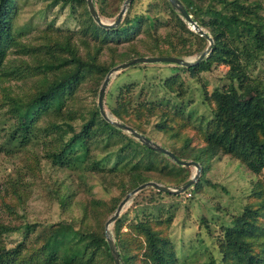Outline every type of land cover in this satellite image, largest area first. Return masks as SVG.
Returning a JSON list of instances; mask_svg holds the SVG:
<instances>
[{
	"label": "rangeland",
	"instance_id": "rangeland-1",
	"mask_svg": "<svg viewBox=\"0 0 264 264\" xmlns=\"http://www.w3.org/2000/svg\"><path fill=\"white\" fill-rule=\"evenodd\" d=\"M92 1L99 19L109 24L124 0ZM192 1L208 25L212 18L205 15L207 6L226 11L234 0ZM235 1L251 9L264 30V0ZM93 24L85 0H11L12 38L0 66V250L15 252L0 264H113L104 246L87 242H80L78 248L71 244L73 249L68 251L59 247L54 260L48 261L46 244L60 226L104 235L105 221L133 188L132 174L170 189L181 187L194 174V167L179 166L164 155L146 151L129 134L103 126L98 117L80 146L59 160L54 158L97 110L105 74L91 70L83 71L62 97L59 109L46 108L36 116L25 139L18 138L16 116L8 112L5 99L26 102L70 71L72 67L63 63L69 57L66 45L81 60L94 59L106 69L136 57L193 62L208 45L169 9L166 0H132L119 23L123 35L118 40L97 31ZM215 25L222 30L223 45L232 52L231 65L244 74L242 90L248 86L264 94V51L245 31L235 33ZM199 28L212 39L209 26ZM228 70V65L216 62L206 71L171 63L136 64L110 76L103 111L163 149L187 158L205 145V135L213 129L211 93L214 89L227 92ZM253 97L248 92L240 102ZM206 158L203 172L183 193L164 194L147 187L124 204L116 219L117 234L116 220L107 229L127 257L125 264H151L139 224L161 240L164 257L171 264H225L224 233L244 213L257 211L250 222L264 227V162L254 171L246 164L248 159L237 153L218 151ZM248 242L258 253L261 241Z\"/></svg>",
	"mask_w": 264,
	"mask_h": 264
},
{
	"label": "trees",
	"instance_id": "trees-1",
	"mask_svg": "<svg viewBox=\"0 0 264 264\" xmlns=\"http://www.w3.org/2000/svg\"><path fill=\"white\" fill-rule=\"evenodd\" d=\"M178 1L198 27L209 26L212 34V47L210 53L198 64L189 67L188 70L199 69L201 71H206L213 62L226 64L229 66L228 73L226 74V79L229 81V84L227 92H220L214 89L211 93V99L215 103L213 120L211 122L213 129L205 135V145L200 149L192 151L187 158L186 156H181V154L174 150L172 154L179 160H192V162L200 166L203 172V164L207 159L206 156H211L218 151L229 154L237 153L244 157L245 160L248 159V163L246 164L251 170L256 171L264 162V94L248 86L242 90V84L245 79L244 74L238 68L231 65L232 61L230 56H232V52L223 45L221 40V34H223L222 30L215 24L220 23L223 27H229L231 30H234L235 33L238 29L245 31L249 35L252 43L257 48L264 51L263 24L257 20L258 18L251 9L241 7L235 0L228 4L229 8L226 9V11H218L210 5L207 6L205 15L212 18L211 23L208 25L204 24L203 20L198 16L200 10L197 4L192 0H187V2L186 0ZM166 3L169 9L175 13L177 17H180L179 14L171 8L167 0ZM10 4L11 0H0V66L4 58L5 48L8 47L12 38L8 26ZM90 20H92L91 17ZM94 28L116 40L120 39L123 35L122 27L119 26V24L110 30H103L96 25H94ZM64 47L69 53V57L63 61V63L72 67L70 71L54 78L46 85L45 89L38 91L34 97L26 102L14 101L11 98L5 99L7 100L5 102L9 106L8 112L14 113L16 116L17 132H14L17 133L20 140L25 139L32 122L38 114L45 111V109L51 105L59 109L62 97L70 93L72 87L80 79L83 71L91 70L104 75L110 69L98 66L95 64L94 59H92V61H83L79 57H76L74 51L68 45ZM239 90L241 91L240 93ZM251 91L254 93V97L245 103H241L240 101L244 99L245 94ZM92 115V118L82 125L79 132L71 134L61 151L54 156L56 160L72 152L75 146H80V142L89 136L96 117L99 118L98 121L103 124V126L111 129V131L118 130L109 123H106L100 117L98 110H95ZM112 115L117 120L120 119L116 111H112ZM120 123L126 125L123 122ZM128 127L138 133L133 127ZM14 132L12 133L13 137ZM110 134L111 133H109V135ZM142 147L145 148L143 145ZM145 150L150 153H156L147 148H145ZM149 180L150 179L144 175L132 174L130 177L131 187L134 189L142 183L149 182ZM113 210L114 207L111 212ZM257 216V211H253L244 213L241 217L232 220V227L227 229L223 236V256L225 264H264V227L254 226L250 222V220ZM262 216L264 217V214H262ZM138 226L146 237V246L150 263L171 264L167 262L164 257L161 240H159L147 226L143 224H139ZM118 228L119 220H116L114 224L115 234H117ZM248 239L261 241V244L257 245L259 247L258 253H253L254 245L249 243ZM80 242L83 244L87 242V244H90L89 246H104L110 258L104 235L99 236L93 232L83 233L81 231H75L71 226H60L51 233V237L46 244L45 258L48 261H53L59 247L62 251H68L72 250L73 246L74 248H78ZM113 243L121 263L125 264L127 257L120 253L121 251L116 239ZM71 244L73 246H70ZM14 252L15 249L0 250V260L5 256L14 254Z\"/></svg>",
	"mask_w": 264,
	"mask_h": 264
},
{
	"label": "water",
	"instance_id": "water-1",
	"mask_svg": "<svg viewBox=\"0 0 264 264\" xmlns=\"http://www.w3.org/2000/svg\"><path fill=\"white\" fill-rule=\"evenodd\" d=\"M131 1L132 0H124L123 1L115 19L113 20L112 23H109V24L103 23L99 19L98 15L94 9V5H93L92 0H85V3H86V7H87V12H88L89 16L91 17L92 21L94 22V24L103 30H110V29L115 28L120 23L121 18L123 16L124 12L126 11L127 6L131 3ZM167 1H168L169 5L171 6V8H173L179 14V16L191 27L192 31L194 33H197L199 37H201L207 41L208 45H207L206 49L193 62L185 61L181 58H174V57H136V58H133L127 62L121 63L119 65H116V66L110 68L107 71V73L105 74L103 81L99 87L98 93H97V110H98L100 117L106 123H109L114 128L129 134L132 138L137 140L145 148L152 150L158 154H162V155L166 156L170 161H172L176 165L183 166V167H194L195 171H194V174L192 175V177L186 183H184L181 187H178L176 189H170L169 187L162 186V185H159V184L151 182V181L142 183V184L138 185L137 187H135L134 189H132L130 192H128L125 195V197L117 204L114 213L104 223V240H105V243L107 245V249H108V252H109V255H110V258H111L113 264H122V263L120 261L118 252L115 248V245H114L111 237L108 234L107 227L118 217V214H119L121 208L128 201V199L132 195L136 194L137 192H139V191H141L147 187H150V188L156 190L157 192H161L164 194L179 195L194 185V183L197 181L199 174H200V171H201L200 166L197 163H194L192 161H183V160L177 159L171 152H169V151L163 149L162 147H160L159 145L153 143L152 141H150L146 137L142 136L141 134L137 133L136 131H134L130 127L110 119L105 114V112L103 111V107H102L103 94H104L106 85L109 81V78L112 74H114L120 70L126 69L130 66H133L136 64H142V63H144V64L145 63H171V64H175L177 66L189 68V67H192V66H195L196 64H198L210 52L211 47H212L211 38L205 32H203L195 24V22L192 21V19L184 11L182 5L179 3L178 0H167Z\"/></svg>",
	"mask_w": 264,
	"mask_h": 264
},
{
	"label": "flooded vegetation",
	"instance_id": "flooded-vegetation-1",
	"mask_svg": "<svg viewBox=\"0 0 264 264\" xmlns=\"http://www.w3.org/2000/svg\"><path fill=\"white\" fill-rule=\"evenodd\" d=\"M94 5V4H93ZM183 7V6H182ZM183 9H184V7H183ZM184 11H185V9H184Z\"/></svg>",
	"mask_w": 264,
	"mask_h": 264
}]
</instances>
